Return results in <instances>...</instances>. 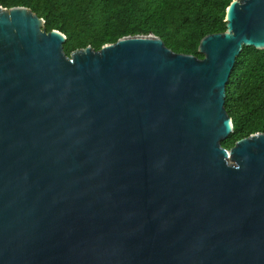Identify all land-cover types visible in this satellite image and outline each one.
Here are the masks:
<instances>
[{
    "label": "water",
    "instance_id": "95a60500",
    "mask_svg": "<svg viewBox=\"0 0 264 264\" xmlns=\"http://www.w3.org/2000/svg\"><path fill=\"white\" fill-rule=\"evenodd\" d=\"M224 22L201 59L152 34L66 58L61 33L0 7V264H264V135L220 145L264 0Z\"/></svg>",
    "mask_w": 264,
    "mask_h": 264
},
{
    "label": "trees",
    "instance_id": "16d2710c",
    "mask_svg": "<svg viewBox=\"0 0 264 264\" xmlns=\"http://www.w3.org/2000/svg\"><path fill=\"white\" fill-rule=\"evenodd\" d=\"M232 1L0 0V7L28 8L43 20L45 32L55 30L65 37V55L85 47L97 51L124 36L152 34L173 53L201 59L198 43L225 30V10ZM257 93L255 103L245 101ZM239 103L245 108L237 110ZM223 107L231 120L232 146L250 134L264 135V49L242 47L224 88Z\"/></svg>",
    "mask_w": 264,
    "mask_h": 264
},
{
    "label": "rangeland",
    "instance_id": "374dc122",
    "mask_svg": "<svg viewBox=\"0 0 264 264\" xmlns=\"http://www.w3.org/2000/svg\"><path fill=\"white\" fill-rule=\"evenodd\" d=\"M25 8V7H24ZM28 9V8H27ZM29 10V9H28ZM30 11V10H29ZM30 13L31 14H33L34 16H35V14L33 13V12H31L30 11ZM38 19H40V18H38ZM42 20V19H41ZM43 21V20H42ZM39 29L40 30H44V27H43V24L42 25H40V27H39ZM45 31V30H44ZM226 32V27H225V30L222 32V33H225ZM63 52V51H62ZM72 53V52H71ZM63 55L66 57V58H69L70 56V54L69 55H65L64 53H63ZM259 95V93H257L255 96H253V95H250V96H246L244 99H245V101L247 102V101H252L253 103H255L256 102V100L254 99L255 97H257ZM243 108H245V103H239V104H237L236 105V109L237 110H242ZM253 116H252V114L250 115V118H252ZM231 121V120H230ZM251 123H254L253 121L251 122ZM255 134V133H254ZM250 135H252V134H250ZM220 145L223 147V148H225V149H229V148H231L232 147V145H231V141H230V139H229V135L223 140V141H221L220 142ZM229 164H232V162H229Z\"/></svg>",
    "mask_w": 264,
    "mask_h": 264
}]
</instances>
